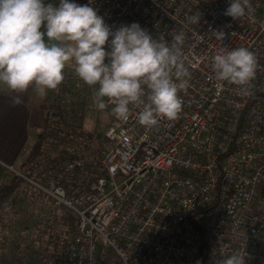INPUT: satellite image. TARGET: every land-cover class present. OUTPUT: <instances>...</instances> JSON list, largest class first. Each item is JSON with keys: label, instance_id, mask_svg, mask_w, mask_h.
<instances>
[{"label": "built area", "instance_id": "built-area-1", "mask_svg": "<svg viewBox=\"0 0 264 264\" xmlns=\"http://www.w3.org/2000/svg\"><path fill=\"white\" fill-rule=\"evenodd\" d=\"M91 6L113 28L139 23L170 45L182 36L177 47L189 71L188 86L179 92L177 117L161 119L150 131L138 124V109L121 122L109 104L102 159L92 167L96 177L85 192L74 195L34 181L55 207L77 217L65 264H223L232 254L246 255V264H264L260 3L248 0L238 20L224 15L229 0H91ZM197 13L199 24L189 23ZM240 47L257 60L247 94L227 82L217 87L212 71L218 51ZM63 76L67 89L81 80L67 66ZM89 165L77 157L64 170Z\"/></svg>", "mask_w": 264, "mask_h": 264}, {"label": "clouds", "instance_id": "clouds-1", "mask_svg": "<svg viewBox=\"0 0 264 264\" xmlns=\"http://www.w3.org/2000/svg\"><path fill=\"white\" fill-rule=\"evenodd\" d=\"M247 8L248 0H229L224 15L238 20ZM200 19V13L188 17L191 24ZM214 33L225 37L223 31ZM181 40L177 35L170 45L139 23L113 28L91 0L87 5L0 0V85L13 93L55 90L64 80L65 66L74 61L77 76L96 88L97 109L114 105L111 113L121 122L138 109V124L150 131L181 110L179 92L188 86L189 76L177 47ZM256 69V57L247 48L222 49L212 57L217 87L227 82L247 94ZM20 103L17 96L13 104ZM223 264H246V255L232 254Z\"/></svg>", "mask_w": 264, "mask_h": 264}, {"label": "rangeland", "instance_id": "rangeland-1", "mask_svg": "<svg viewBox=\"0 0 264 264\" xmlns=\"http://www.w3.org/2000/svg\"><path fill=\"white\" fill-rule=\"evenodd\" d=\"M47 1L53 4H56L58 2V0ZM254 1H258L260 3L264 14V0ZM74 2L79 4L81 0H74ZM66 66L75 69L74 61H70ZM62 83V85H59L60 88L56 89V93L61 95L66 108L65 122L67 123L66 125L70 127H64L63 130H58L56 128L49 132L50 137L48 138V141L43 149L45 151V156L41 159L42 166H39L40 169L37 171L34 170V172L40 173L41 168H43L44 165H52V161L54 159H59L62 155H65V153L67 155H74L80 158L88 159L91 162V165H89L91 166V168L88 169L94 171L92 167H96V165L100 163L102 159L101 153L100 156H97L93 153V150H85L83 152L85 156L82 157L79 149L81 148L84 150L86 146L91 145L87 139L88 135H95V133H98L97 135H99V133L103 134L105 129H107V127L110 125L111 117L109 115L108 107L104 110H99L96 108L93 101V96L96 88L86 85L83 81L76 80L75 82H73V84L70 85V89H67V83H65L64 81H62ZM60 90L65 91L62 92ZM95 148L96 147H94V150H96ZM27 154H29V151ZM16 171L25 173V171L21 169L19 165L16 166ZM32 179L34 180L33 177ZM32 179H29V181L24 180V184H20V192L22 194L30 193L34 200L40 199L43 203L44 208H54L52 199L47 196L40 188H38V186L35 185V182ZM50 184L55 183L54 181H51L48 185ZM34 202H32L31 206L28 202L26 203V201L23 203L24 207L26 208L20 210V218H18V222L19 225L22 224V221L25 222L21 227H17L16 229H14L13 233H10L13 228L9 227V223L12 222V218H0L1 225L5 226L3 231L6 228V231H9L10 233L9 235L6 232H4L5 234L0 233V247L2 248L4 246L3 243L8 241L16 246L17 250L15 251V255H17L18 253L19 259L16 261L18 264H36L35 261L31 260V258L27 256L28 253L25 252L28 245L31 244L35 249H38V251H40L39 253L47 255L45 248L48 247L50 249V253H52L54 251L53 243L56 241V239H58V243L61 244L64 243V239L68 238V233L65 232L68 229V226L63 224V218L61 214H59L60 216L58 214L56 216V214L53 212L51 216H49L50 219L46 220L42 217H37L36 212L38 210V205L37 202ZM28 206L31 215L28 216V218L25 220L24 217L29 214ZM60 211L63 212L65 210L60 209ZM34 217L37 218L34 219ZM8 227L9 229H7ZM65 257L66 254L64 255L62 254V251H60V253L58 254L59 262L56 263L52 258H49L48 263L65 264ZM2 260L3 259H0V263L2 262Z\"/></svg>", "mask_w": 264, "mask_h": 264}, {"label": "crops", "instance_id": "crops-1", "mask_svg": "<svg viewBox=\"0 0 264 264\" xmlns=\"http://www.w3.org/2000/svg\"><path fill=\"white\" fill-rule=\"evenodd\" d=\"M46 3L51 2L46 0ZM43 30L42 26L41 31ZM46 93L47 91L41 93L34 88H30L25 93H13L6 86L0 85V191L7 186L12 185L14 187L4 199L0 218H12L9 227L13 229L10 233L24 224L22 221V224L19 225L18 218H20V210L26 208L23 204L25 201L30 206L32 202L36 201L38 208L42 205V201L40 199L34 200L30 193L22 194L20 192V184L23 185L24 181L18 184L17 177L21 176L26 181H29L30 178L21 171L17 172L16 166L19 165L24 170L23 164L26 156H28L27 153L35 144L36 137L38 138L41 134L45 120L43 104ZM17 96L22 103L14 105L13 100ZM28 212L27 216H30V210ZM4 227L0 223V233L6 232L9 235L10 233L6 231V228L3 231ZM3 245L2 248L0 247V259L4 260L0 264H18L16 262L18 253L15 255L17 247L9 241ZM8 259H11L12 262H6ZM35 263L50 264L40 260Z\"/></svg>", "mask_w": 264, "mask_h": 264}, {"label": "trees", "instance_id": "trees-1", "mask_svg": "<svg viewBox=\"0 0 264 264\" xmlns=\"http://www.w3.org/2000/svg\"><path fill=\"white\" fill-rule=\"evenodd\" d=\"M63 84V83H62ZM61 84V85H62ZM58 87L57 89H59ZM62 89V88H61ZM65 89V88H64ZM62 91V90H60ZM65 91V90H63ZM62 91V92H63ZM43 108L45 111V120L44 125L42 128V133L37 138L35 144L30 148L28 156L25 158L24 161V171L25 175L32 179L33 181L37 182L38 184L48 185L51 181H54L56 185L64 187L69 193L74 195H79L83 192H85L88 187L89 183H91L95 179V171H91V169L86 168L85 170H75L71 173H66L64 168L66 163L74 158H77V156L74 155H62L59 159H54L52 162V165H44L43 168H41L40 173L34 172V170H39L42 166V158L45 156L44 154V147L45 144L48 141V138L50 137L49 132L54 129L63 130L64 127L69 128L70 126L66 125V116H65V105L63 103V100L61 98L60 94L56 93L55 90H47L46 96L44 98V104ZM98 134V133H97ZM95 133V135L90 134L87 136V139L91 145L86 146V148L79 149L81 156L84 155L85 150H93V153L95 155H99L101 153V138L98 137ZM92 146V147H91ZM94 147H96L94 150ZM93 148V149H92ZM41 160V161H40ZM98 163L97 165H99ZM94 165V164H92ZM39 167V168H38ZM18 184L19 182L24 181V179L21 176L17 177ZM14 189V187L7 186L3 188L0 191V210L4 204V199L6 196L9 195V193ZM41 207L38 208L37 217H42L45 220L50 219L49 216L54 212L57 216V214H61L63 218V224L68 226V229L65 231L68 233V238L64 239V243H58V239L53 243L54 251L50 253V249L47 247L45 248V251L47 252V255H43L39 253L38 249H35L31 244L28 245L26 248V251L28 253V257L31 258L33 261H42V262H48L49 258H52L54 262L58 263V254L60 251H62V254H66L68 252V247L70 244V241L77 230V217L76 215L71 212L68 209L65 208H57L54 206V208H44L43 203H41ZM38 205V203H37ZM54 205V204H53ZM60 209H64L65 211H60ZM46 214V215H45ZM31 215V214H30ZM60 216V215H59ZM37 217H34L37 218ZM28 218V216L25 218V220ZM25 222V221H24ZM28 228V227H26ZM73 235V236H72ZM60 236V235H58ZM72 236V237H71ZM71 238V239H70ZM63 244V245H62ZM61 245V246H60ZM65 257V258H66ZM19 259V258H18ZM17 259V260H18ZM21 259V258H20ZM4 260V259H3ZM22 260V259H21ZM6 262H12L11 259L6 260Z\"/></svg>", "mask_w": 264, "mask_h": 264}, {"label": "water", "instance_id": "water-1", "mask_svg": "<svg viewBox=\"0 0 264 264\" xmlns=\"http://www.w3.org/2000/svg\"><path fill=\"white\" fill-rule=\"evenodd\" d=\"M101 135H102V133H99L98 137L100 138V137H101Z\"/></svg>", "mask_w": 264, "mask_h": 264}]
</instances>
